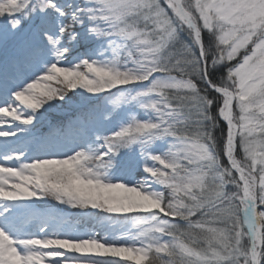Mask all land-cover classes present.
I'll return each instance as SVG.
<instances>
[{
	"label": "snow or ice",
	"instance_id": "snow-or-ice-1",
	"mask_svg": "<svg viewBox=\"0 0 264 264\" xmlns=\"http://www.w3.org/2000/svg\"><path fill=\"white\" fill-rule=\"evenodd\" d=\"M0 264H264V0H0Z\"/></svg>",
	"mask_w": 264,
	"mask_h": 264
}]
</instances>
